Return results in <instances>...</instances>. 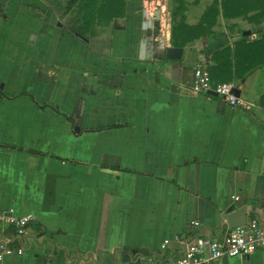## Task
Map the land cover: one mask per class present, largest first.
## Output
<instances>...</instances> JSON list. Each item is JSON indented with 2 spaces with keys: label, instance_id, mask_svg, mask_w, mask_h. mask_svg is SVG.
I'll use <instances>...</instances> for the list:
<instances>
[{
  "label": "crops",
  "instance_id": "obj_1",
  "mask_svg": "<svg viewBox=\"0 0 264 264\" xmlns=\"http://www.w3.org/2000/svg\"><path fill=\"white\" fill-rule=\"evenodd\" d=\"M148 1L84 43L66 0H0V219L32 218L23 237L0 220V241L25 249L0 264L166 260L177 239H223L231 207L264 223V65L231 82L238 107L190 90L242 18L169 60L172 27L157 37ZM218 264H264V249Z\"/></svg>",
  "mask_w": 264,
  "mask_h": 264
},
{
  "label": "trees",
  "instance_id": "obj_2",
  "mask_svg": "<svg viewBox=\"0 0 264 264\" xmlns=\"http://www.w3.org/2000/svg\"><path fill=\"white\" fill-rule=\"evenodd\" d=\"M177 1L179 5L174 13L176 15L184 13L186 9L185 0ZM127 2L128 0H67V14L72 16L70 24L66 25L67 29L74 37L87 43L98 29L126 17ZM221 18L226 21L242 18L250 24H261L264 21V0H214L197 24L190 25L184 19L180 22L173 21L172 46L185 48L196 40L209 37ZM243 32L233 49L226 48L212 56L214 64L211 66V78L214 83L243 80L253 68L264 65V33L251 40ZM262 104L264 105V98Z\"/></svg>",
  "mask_w": 264,
  "mask_h": 264
},
{
  "label": "built area",
  "instance_id": "obj_3",
  "mask_svg": "<svg viewBox=\"0 0 264 264\" xmlns=\"http://www.w3.org/2000/svg\"><path fill=\"white\" fill-rule=\"evenodd\" d=\"M161 3L159 29L157 33L160 38L165 37L167 31L166 19L163 18L165 7ZM166 13V12H165ZM154 17V15H153ZM166 17V14H165ZM163 24L165 26H163ZM162 27L165 28L164 31ZM190 90L194 94H203L210 96L212 92L216 93V97L225 101L232 107H238L243 104L236 94V88L233 83H214L211 78V72L207 65L199 64L194 71L193 84ZM235 201H239L240 197L236 196ZM6 224L16 229V235L23 237L26 235L27 229L32 222L31 217H13L7 216L0 219ZM194 226L199 227V222H194ZM183 244V252L177 258H167L166 260L147 259L141 257L138 262L133 264H218L220 260L225 257H249L255 252L264 249V223L258 218H251L245 226L238 228H231L223 239H211L201 235H196L188 241L177 239ZM170 243L166 240L161 245L163 251L166 250ZM24 247L14 248L11 239H4L0 241V262L6 256L23 255ZM47 264H57L55 262H48Z\"/></svg>",
  "mask_w": 264,
  "mask_h": 264
},
{
  "label": "rangeland",
  "instance_id": "obj_4",
  "mask_svg": "<svg viewBox=\"0 0 264 264\" xmlns=\"http://www.w3.org/2000/svg\"><path fill=\"white\" fill-rule=\"evenodd\" d=\"M67 1V0H66ZM195 0H185V11L184 13H179V14H174L178 5H179V2L177 0H168V1H165V0H149L148 3L150 6H156V3H159V8L161 7V3H164L166 4L165 7V12L163 14V18L166 19V28L167 29H170L172 27V24H173V21H176V22H180L182 21L185 17V22L186 23H194L195 22V19L196 20H199L197 17L199 15H201V13L203 12V8H207V5L210 4V1H205V2H202V5H196L194 3ZM152 3V4H151ZM211 5V4H210ZM209 5V6H210ZM149 6V7H150ZM160 12V9L158 10ZM158 12V13H159ZM165 14H166V17H165ZM159 17H160V13H159ZM159 17L158 19L155 21H153V25L152 27L154 26V31H158V27H159ZM72 20V16L70 15V17L68 19H66V24L69 25L70 21ZM224 22H221L219 23V27L221 29H224V32L226 31V29L229 31H226L227 33H230V29L234 27V25L232 24L231 21H226V20H222ZM243 22L242 24V27H239L240 29H242V31H251V36L254 37V39L256 38V36L263 34L264 33V21H262V23L260 25H250L248 24V22L244 19L241 20ZM163 26H165L163 24ZM165 28L162 27V30L164 31ZM157 37L159 38L160 35L157 34ZM238 39L241 38V34L237 37Z\"/></svg>",
  "mask_w": 264,
  "mask_h": 264
},
{
  "label": "water",
  "instance_id": "obj_5",
  "mask_svg": "<svg viewBox=\"0 0 264 264\" xmlns=\"http://www.w3.org/2000/svg\"><path fill=\"white\" fill-rule=\"evenodd\" d=\"M159 13H157L156 18L158 19ZM245 37L251 36V31H246L243 34ZM183 48H175V47H167L166 49V58L169 60L180 61L183 59ZM0 89H3V85L0 86ZM211 96H216V93L212 92ZM79 131L80 129H76ZM249 215H257L255 212L249 213L247 208L242 207L236 209L235 207H231L229 209V215L227 216V223L230 228H238L245 226L248 222Z\"/></svg>",
  "mask_w": 264,
  "mask_h": 264
}]
</instances>
